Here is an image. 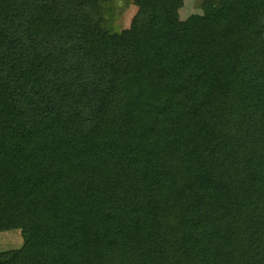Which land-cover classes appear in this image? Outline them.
<instances>
[{
    "label": "trees",
    "instance_id": "trees-1",
    "mask_svg": "<svg viewBox=\"0 0 264 264\" xmlns=\"http://www.w3.org/2000/svg\"><path fill=\"white\" fill-rule=\"evenodd\" d=\"M181 5L0 0V264H264V0Z\"/></svg>",
    "mask_w": 264,
    "mask_h": 264
},
{
    "label": "rangeland",
    "instance_id": "rangeland-1",
    "mask_svg": "<svg viewBox=\"0 0 264 264\" xmlns=\"http://www.w3.org/2000/svg\"><path fill=\"white\" fill-rule=\"evenodd\" d=\"M180 2L182 3L181 8L178 10L180 21H184L194 14L202 13V0H180ZM135 13L136 8L130 6L128 10L116 18L114 28L119 31L125 29ZM22 244L23 238L19 230L0 232V253L2 252L4 254L5 252L19 249ZM142 252L146 253L147 256L152 254V259H157L159 264H176L178 258L177 253L179 252L178 240L173 236L172 238L166 237L161 244L150 245L146 249L144 248ZM161 252H165L166 254H163L162 258L158 259L161 256Z\"/></svg>",
    "mask_w": 264,
    "mask_h": 264
}]
</instances>
